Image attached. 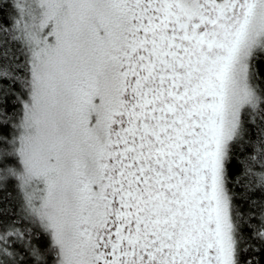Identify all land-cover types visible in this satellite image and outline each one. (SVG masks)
<instances>
[{
  "label": "snow or ice",
  "instance_id": "1",
  "mask_svg": "<svg viewBox=\"0 0 264 264\" xmlns=\"http://www.w3.org/2000/svg\"><path fill=\"white\" fill-rule=\"evenodd\" d=\"M5 6L0 264H264V0Z\"/></svg>",
  "mask_w": 264,
  "mask_h": 264
},
{
  "label": "trees",
  "instance_id": "2",
  "mask_svg": "<svg viewBox=\"0 0 264 264\" xmlns=\"http://www.w3.org/2000/svg\"><path fill=\"white\" fill-rule=\"evenodd\" d=\"M11 15H12V9L10 7L5 6L3 8H0V17H2V16H8L10 18ZM18 87L19 86L17 85V88ZM13 184H14V181H9V183H8V189L10 191H13ZM6 206H8L9 208L15 207L16 206V201L15 200H12ZM44 242L45 241H41V244L43 245Z\"/></svg>",
  "mask_w": 264,
  "mask_h": 264
}]
</instances>
